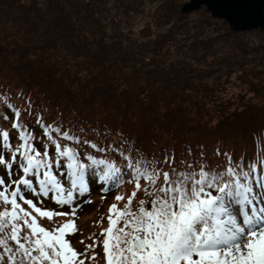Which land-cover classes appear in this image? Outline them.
Returning a JSON list of instances; mask_svg holds the SVG:
<instances>
[{"label":"trees","instance_id":"obj_1","mask_svg":"<svg viewBox=\"0 0 264 264\" xmlns=\"http://www.w3.org/2000/svg\"><path fill=\"white\" fill-rule=\"evenodd\" d=\"M188 2L0 0V91L26 107L22 92L49 123L122 128L161 158L165 149L180 158L201 144L210 164L221 161L217 147L254 156L264 148V29L250 30L254 39L231 38L238 32L207 7L183 13ZM200 11L209 23L196 21ZM139 19L134 31L125 28ZM225 83L250 89L234 108L219 95ZM7 127L0 119V130ZM91 187L83 198L91 203L78 200L77 213L96 197L111 205L117 192L131 191ZM141 198L150 199L138 193L134 209Z\"/></svg>","mask_w":264,"mask_h":264},{"label":"snow or ice","instance_id":"obj_2","mask_svg":"<svg viewBox=\"0 0 264 264\" xmlns=\"http://www.w3.org/2000/svg\"><path fill=\"white\" fill-rule=\"evenodd\" d=\"M17 96L26 107L0 91L8 112L0 119L10 121L0 130V264H98L95 251L88 256L98 243L105 264H264V148L236 156L217 147L216 164L203 144L180 158L165 149L161 158L122 128L49 123L30 98ZM92 184L131 191L115 195L103 239L92 234L77 251L66 235L77 231V201L91 203L83 198ZM141 192L150 199L134 209ZM45 199L71 211L38 206ZM69 215L51 229L40 222Z\"/></svg>","mask_w":264,"mask_h":264},{"label":"rangeland","instance_id":"obj_3","mask_svg":"<svg viewBox=\"0 0 264 264\" xmlns=\"http://www.w3.org/2000/svg\"><path fill=\"white\" fill-rule=\"evenodd\" d=\"M183 1H186V0H183ZM187 1L190 2L191 0H187ZM195 15H197L195 18L196 21H197V18H199L200 22L203 21V23L205 22L204 20H208L207 15L202 11L198 12L197 14L195 13ZM207 22L209 23V20ZM142 24H143L142 19H139L136 21H130V22H127L125 24V28L129 32H132L135 29H137V27L141 26ZM218 24H220V23L215 22V26H218ZM213 29L216 30L217 28L214 27ZM228 34L229 33L226 32V35H228ZM255 34L249 30L248 32L245 31V33H242V34L237 33V35L232 34L230 36H231V38H234L235 36H236V38H242L245 36L246 38L250 37L251 39H254ZM247 42H250V41L247 40ZM252 42H255V41L252 40ZM224 87H227V89L224 90L222 87L220 90L221 93H219V95L222 99H223V97L225 99H227V97H230L231 99H229L227 102H228V106H230L232 108L235 107L237 101L239 102V100H238L239 95H241V94L245 95V93L250 91L249 87H247V86L240 87V89H238V92L236 90L233 91L234 87L232 86V84H228V83H225ZM235 92H237V93H235ZM224 95H227V97ZM240 98H241V96H240ZM214 107H216V104H214ZM111 202H113V201L110 200L109 198L108 199H106V198L101 199V197H96L95 200L93 201V206L91 208L85 210L80 215L77 214V212H76L77 217L75 218V224H76L77 231L74 233L66 235V239L70 240V243L72 244V246L77 251H83L85 244H91L92 243V241L90 239H88V237L92 234H95V238H97L98 241L103 239V237L101 236V230L108 227L107 216H108V208H109ZM38 206H41V207H44L47 209H53L56 211H67V212L71 211V209L68 207L61 208L60 206H58L54 202H52L50 199H45L44 203L42 205L38 204ZM65 219H73V217L71 215H69L67 217H55L54 218V221H56L55 224L50 223L46 219L41 220L40 222H41L42 226L51 229L55 226H58V224L62 223ZM101 219H102L101 223H96L97 221H101ZM81 240L84 241L83 244L80 243ZM92 251H95L98 254L97 255L98 264H105V261L103 259L104 254H103L102 244L98 243L94 250H90L88 253L89 257H91ZM85 264H92V261L90 259H86Z\"/></svg>","mask_w":264,"mask_h":264},{"label":"water","instance_id":"obj_4","mask_svg":"<svg viewBox=\"0 0 264 264\" xmlns=\"http://www.w3.org/2000/svg\"><path fill=\"white\" fill-rule=\"evenodd\" d=\"M202 6L240 34L264 29V0H191L184 5L182 12L191 13Z\"/></svg>","mask_w":264,"mask_h":264}]
</instances>
